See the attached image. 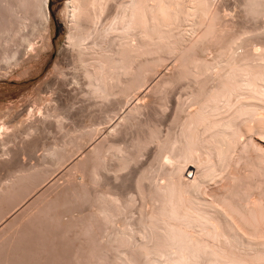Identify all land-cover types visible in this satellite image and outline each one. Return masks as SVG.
I'll list each match as a JSON object with an SVG mask.
<instances>
[{
	"label": "bare ground",
	"instance_id": "bare-ground-1",
	"mask_svg": "<svg viewBox=\"0 0 264 264\" xmlns=\"http://www.w3.org/2000/svg\"><path fill=\"white\" fill-rule=\"evenodd\" d=\"M211 3L64 2L65 73L71 74V83L84 86L83 97L98 101L94 125L102 138L95 147L98 167L91 181L104 226L100 242L111 249L114 261L131 263L135 256L129 249L145 264H264V201L261 194L255 198L243 188L250 189V181L264 173V49L259 55L254 52L261 60L254 64L236 60L239 51L223 52L211 63L199 57L202 41L214 31ZM243 5L254 18L264 12V0H243ZM189 17L196 26L206 22L205 30L178 54L184 39L177 26ZM37 18L47 35V0H0L3 66L17 59L19 50L11 46L26 41L28 26ZM174 52L176 67L156 81V100L142 103V89L151 81L154 67ZM177 88L186 92L188 104L171 96ZM134 94L138 103L129 106ZM144 110L152 114L147 120L139 117L145 116ZM66 111L67 106L55 105L34 115L38 121L33 122L39 125L28 121L26 134L37 132L49 120L59 126ZM6 125L0 122V165L18 153L4 148L15 137L14 127L7 131ZM133 130L131 138L126 136ZM147 152L151 160L145 163ZM215 179L218 187L206 189Z\"/></svg>",
	"mask_w": 264,
	"mask_h": 264
},
{
	"label": "rangeland",
	"instance_id": "rangeland-1",
	"mask_svg": "<svg viewBox=\"0 0 264 264\" xmlns=\"http://www.w3.org/2000/svg\"><path fill=\"white\" fill-rule=\"evenodd\" d=\"M65 1L47 0V35L37 18L35 21L38 24L33 23L32 26L34 30L28 26L30 32L26 41H19V46H11L19 50L20 56L17 54V59L8 65L10 68L3 66L0 60V122L7 124V131L14 127L12 132L17 137L4 148H13L18 152L15 157L11 156L13 159L9 163L0 165V264H123L112 260L113 252L108 247L103 248V242H100L104 226L96 211V187L91 181V173L98 167L95 147L102 138L94 125L97 122L99 107L96 98L87 99L86 95V98L83 97L84 86L74 84L73 80L71 83V74L65 73L62 58L67 35V25L62 13ZM211 2L213 17L216 20L212 22L215 24L212 25L215 32L211 28L213 34L211 31L210 41L207 40L208 37L202 41V53L198 52L199 57L211 63L223 52L235 54L239 51L236 53V60L242 64L248 61L249 64L260 63L258 55L260 50L264 49V12L254 18L246 13L243 0ZM191 17L184 24L176 25L180 35L183 34L182 40H185L181 49L187 48L205 30L206 22L201 24L203 27L196 26L193 24L194 19L192 20L195 15ZM24 28L22 33L26 34L29 29L27 26V30ZM175 31L177 33V30ZM16 42L17 40H14L13 44ZM184 50L179 49L177 53L180 54ZM169 55L154 67L151 81L144 90L142 89L144 99L141 100L145 101H141L142 103L156 100L157 96L153 95L156 81L159 82L164 74L172 73L176 67L178 55L175 52ZM15 62L17 64L12 65ZM136 95H132L129 106L138 103L134 99ZM186 95V92L179 88L171 93L173 98L180 96V101L188 98ZM138 101L140 103V100ZM55 105L68 107L65 112V115L68 113L66 119L61 120L59 126V123L46 121L37 132L31 131L27 135L25 125H30V120L31 124L36 123L33 122L35 120L38 121L34 115L40 116ZM149 108L146 110H149L150 114L152 110ZM146 110L145 116H139L141 119L147 120L152 116ZM61 114L60 112V117L63 116ZM37 124L39 125H34ZM83 128H87L89 134L95 129L90 134L92 137H86V130H82L83 133L80 134V129ZM134 131L128 132L126 136L131 138L135 134ZM49 148L54 150L51 151L55 155L44 151ZM148 154L149 152L142 158L145 163V159L148 162L151 160V152ZM56 161L61 163L57 165ZM262 169L264 170V167ZM257 176L250 181L251 184L256 183V188L255 184L247 186L250 189L243 187L246 192L251 191L253 195H249L253 197H258L259 194L264 196V173ZM255 179H258L257 182H253ZM217 182V179L211 180L206 189L218 187ZM261 196L259 198L264 201ZM121 250H127V247H121ZM127 252L135 256L131 263L127 264H145L143 260L136 258L135 250L128 249Z\"/></svg>",
	"mask_w": 264,
	"mask_h": 264
}]
</instances>
